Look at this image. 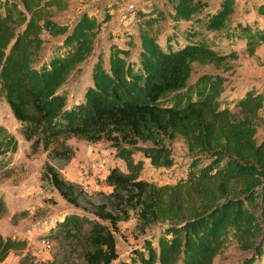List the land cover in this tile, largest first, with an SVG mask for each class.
I'll use <instances>...</instances> for the list:
<instances>
[{
	"label": "trees",
	"instance_id": "trees-1",
	"mask_svg": "<svg viewBox=\"0 0 264 264\" xmlns=\"http://www.w3.org/2000/svg\"><path fill=\"white\" fill-rule=\"evenodd\" d=\"M234 1L219 0L208 16L198 14L194 0L137 8L135 37L128 30L116 35L124 45L111 43L106 60L95 57L81 100L66 106L62 86L91 54L101 25L120 5L100 19L83 11L65 24L52 17L66 8V0H0V99L23 139L40 146L51 161L45 160L40 180L79 209L65 213L43 235L62 252L36 264H111L117 258L113 232L131 214L140 233L163 225L155 245L144 239L116 264H213L233 243L247 252L239 264H264V136H255L263 94L252 86L224 94L226 78L218 73L190 80L194 64L227 70L225 61L237 58L234 50H217L218 42L243 41L249 55L264 46V22L226 24ZM256 13L264 14V0ZM44 33L60 40L38 62ZM70 137L106 142L123 162L124 170L113 166L104 177L109 192L87 193L61 175L73 154ZM175 137L182 138L188 156L184 175L173 184L142 179L144 159L155 168L172 166L165 142ZM15 145L0 126V155ZM5 209L0 198V216ZM22 246L0 233V262Z\"/></svg>",
	"mask_w": 264,
	"mask_h": 264
},
{
	"label": "rangeland",
	"instance_id": "rangeland-1",
	"mask_svg": "<svg viewBox=\"0 0 264 264\" xmlns=\"http://www.w3.org/2000/svg\"><path fill=\"white\" fill-rule=\"evenodd\" d=\"M163 1L165 0H66V8L54 12L52 17L54 21L71 24L83 11L92 13L97 19H100L104 11L112 7L113 4L117 7L124 4L129 8L125 13L118 8L110 11V19L101 25L94 40L93 51L86 60L79 64L78 71L71 74L62 86L66 97V106L81 100L85 86L90 83V66L95 57L101 54L103 60H106V53L111 43L119 46L124 45L116 35L123 30H128L132 33V37H135V10L149 2H156L160 7ZM194 1L200 6L198 14L203 16L212 14L219 2V0ZM259 1L235 0L233 11L227 18L226 24L230 25L237 19L247 22L257 19L261 23L264 22V14L256 13ZM162 24L163 27H167L166 21ZM42 36L44 42L39 52L38 62L46 59L52 46L60 40V37H51L45 33ZM216 48L222 52L234 50L237 58L225 61L224 65L228 67L227 70L212 65L194 64L190 80L203 72L218 73L226 78L224 94L229 96L241 94L248 86L261 90L263 100L262 107L258 111L261 122L257 124L255 134L258 140L264 136V46H257L253 55L246 52L243 41L233 44H228L227 41L218 42ZM130 51L135 56V48ZM0 126L12 134L16 142L13 152L0 155V198L3 199L6 206L5 212L0 216V233L3 236L13 235L15 237L25 234V236H30V240L38 242L39 246L35 247L32 243L24 244L22 248L13 249L9 253V258L11 261L17 260L18 264H36L43 260L32 255L31 252L42 250L48 256L44 261H49L55 257V253L60 254L62 251L55 240L51 238H46L50 243L49 248H43L39 243L40 239L65 213L73 210L79 211V209L65 203L55 190L51 189L45 181L40 180L41 168L45 160L50 161V159L46 157V152L40 146L33 148L29 141L23 139L19 132V123L12 117L3 99H0ZM66 142L71 147L73 154L69 161L59 169L61 175L67 180L78 183L87 193L109 192L110 187L104 183V177L108 170L113 166L124 170L123 162L114 156L113 149L102 141L91 143L70 137ZM165 144L174 160L172 166L155 168L148 163L147 159H144L140 171L142 179L156 185L173 184L179 177H182L188 160L181 137H175L171 141H166ZM138 158L140 155L135 154L134 159ZM162 225L157 223L140 233L135 229L134 214H131L126 221L119 222L117 230L113 232L117 258L111 264H116L121 259L124 260L129 251L134 247H139L144 239H150L151 243L155 245ZM246 255L247 252L239 250L233 243L213 258V264H239ZM262 260H264V243L263 255L260 257V261Z\"/></svg>",
	"mask_w": 264,
	"mask_h": 264
},
{
	"label": "crops",
	"instance_id": "crops-1",
	"mask_svg": "<svg viewBox=\"0 0 264 264\" xmlns=\"http://www.w3.org/2000/svg\"><path fill=\"white\" fill-rule=\"evenodd\" d=\"M7 236H10V235H7ZM10 237L11 238L18 239V240H21L23 242V246H24V244L25 245L26 244L28 245L29 243H32L35 247H39L38 246V242H36L35 240H30V236H25V234L23 236H21V237L20 236H17V235H16V237L13 236V235H11ZM25 238H26L27 241L25 240ZM31 253H32V255L37 256L38 258L42 259L43 261L48 257L47 254L44 251H42V250H39L38 252L32 251ZM9 257H10V254H8L6 256V258L3 261L0 262V264H18L17 263V260L11 261L10 260L11 258H9Z\"/></svg>",
	"mask_w": 264,
	"mask_h": 264
},
{
	"label": "built area",
	"instance_id": "built-area-1",
	"mask_svg": "<svg viewBox=\"0 0 264 264\" xmlns=\"http://www.w3.org/2000/svg\"><path fill=\"white\" fill-rule=\"evenodd\" d=\"M118 9L121 11V12H128V7L127 6H125L124 4H121L119 7H118ZM39 243L41 244V246L43 247V248H49V246H50V243H49V241L46 239V238H41L40 239V241H39Z\"/></svg>",
	"mask_w": 264,
	"mask_h": 264
}]
</instances>
